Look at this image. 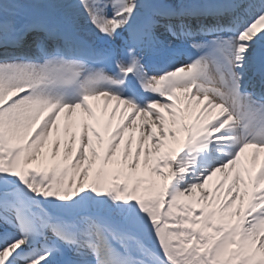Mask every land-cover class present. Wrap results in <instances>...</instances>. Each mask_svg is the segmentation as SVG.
Masks as SVG:
<instances>
[{"label":"snow or ice","instance_id":"obj_1","mask_svg":"<svg viewBox=\"0 0 264 264\" xmlns=\"http://www.w3.org/2000/svg\"><path fill=\"white\" fill-rule=\"evenodd\" d=\"M0 264H264V0H0Z\"/></svg>","mask_w":264,"mask_h":264}]
</instances>
